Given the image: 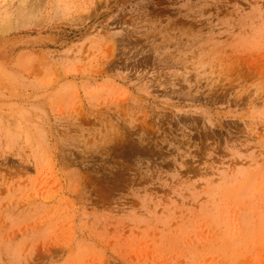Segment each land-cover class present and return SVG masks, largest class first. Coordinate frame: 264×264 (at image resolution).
<instances>
[{"label": "rangeland", "instance_id": "1", "mask_svg": "<svg viewBox=\"0 0 264 264\" xmlns=\"http://www.w3.org/2000/svg\"><path fill=\"white\" fill-rule=\"evenodd\" d=\"M0 264H264V0H0Z\"/></svg>", "mask_w": 264, "mask_h": 264}, {"label": "bare ground", "instance_id": "2", "mask_svg": "<svg viewBox=\"0 0 264 264\" xmlns=\"http://www.w3.org/2000/svg\"><path fill=\"white\" fill-rule=\"evenodd\" d=\"M3 25H5V24H3Z\"/></svg>", "mask_w": 264, "mask_h": 264}]
</instances>
